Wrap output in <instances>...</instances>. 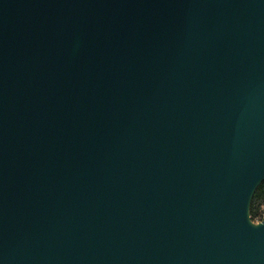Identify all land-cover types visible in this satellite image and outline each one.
Instances as JSON below:
<instances>
[{
  "label": "water",
  "instance_id": "obj_1",
  "mask_svg": "<svg viewBox=\"0 0 264 264\" xmlns=\"http://www.w3.org/2000/svg\"><path fill=\"white\" fill-rule=\"evenodd\" d=\"M264 0H0V264H264Z\"/></svg>",
  "mask_w": 264,
  "mask_h": 264
},
{
  "label": "trees",
  "instance_id": "obj_2",
  "mask_svg": "<svg viewBox=\"0 0 264 264\" xmlns=\"http://www.w3.org/2000/svg\"><path fill=\"white\" fill-rule=\"evenodd\" d=\"M250 215L254 222L261 221L264 216V183L259 186L254 194Z\"/></svg>",
  "mask_w": 264,
  "mask_h": 264
},
{
  "label": "rangeland",
  "instance_id": "obj_3",
  "mask_svg": "<svg viewBox=\"0 0 264 264\" xmlns=\"http://www.w3.org/2000/svg\"><path fill=\"white\" fill-rule=\"evenodd\" d=\"M257 222H259V221H257Z\"/></svg>",
  "mask_w": 264,
  "mask_h": 264
}]
</instances>
